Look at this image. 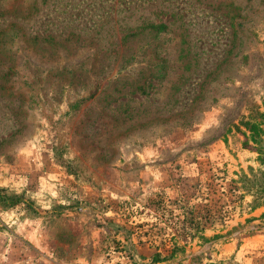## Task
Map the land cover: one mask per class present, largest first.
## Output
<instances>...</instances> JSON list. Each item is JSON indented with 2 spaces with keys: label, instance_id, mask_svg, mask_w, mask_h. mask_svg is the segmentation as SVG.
Returning a JSON list of instances; mask_svg holds the SVG:
<instances>
[{
  "label": "rangeland",
  "instance_id": "obj_1",
  "mask_svg": "<svg viewBox=\"0 0 264 264\" xmlns=\"http://www.w3.org/2000/svg\"><path fill=\"white\" fill-rule=\"evenodd\" d=\"M0 264H264V0H0Z\"/></svg>",
  "mask_w": 264,
  "mask_h": 264
},
{
  "label": "trees",
  "instance_id": "obj_2",
  "mask_svg": "<svg viewBox=\"0 0 264 264\" xmlns=\"http://www.w3.org/2000/svg\"><path fill=\"white\" fill-rule=\"evenodd\" d=\"M160 29H165V26H161V28ZM6 199V198H5ZM8 203V202H7Z\"/></svg>",
  "mask_w": 264,
  "mask_h": 264
}]
</instances>
